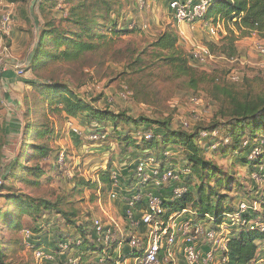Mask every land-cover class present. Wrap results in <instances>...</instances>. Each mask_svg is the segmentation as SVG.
Returning <instances> with one entry per match:
<instances>
[{
  "label": "rangeland",
  "instance_id": "374dc122",
  "mask_svg": "<svg viewBox=\"0 0 264 264\" xmlns=\"http://www.w3.org/2000/svg\"><path fill=\"white\" fill-rule=\"evenodd\" d=\"M5 1L14 15L11 35L0 34V244L6 249L5 263L61 264L62 261L64 264L67 257L74 258L75 251L68 256L64 255L67 251H62L60 255L52 246L57 235L72 242L85 238L69 220L77 222L87 235L97 233L96 223H100L103 230L112 231L118 225L114 239L117 237L124 242L120 248L113 243H101L102 247L89 238L91 244L86 246L79 264H102L104 259V264H130L127 262L132 259L130 253L140 256L129 247L128 239H145L147 228L135 227L128 213L143 216L146 212L128 206L129 197L123 194L121 180L136 173L139 161L145 162L147 155L156 159L158 154L164 153L144 148L141 140L150 132L158 137L182 132L199 134L195 141L202 159L209 163V171L216 169L211 173H216L224 182L216 192L218 196L211 197L215 206L218 201H224V206L235 213L242 203L251 205L254 199H261L264 181L258 170L260 165L252 170L242 159H249L256 147L264 151V132L255 138L248 132L243 136L239 134L235 144L231 141L225 149L222 143L227 145V132H214L216 139L210 144L202 135L215 124L229 122L239 104L264 98V57L257 51L258 45H264V36L253 33L242 37L234 25L236 20L231 22L220 15L193 24L179 23L171 3L180 0H148L144 9L138 0H123L119 14L114 12L116 16L113 13L111 20L117 25L116 31L125 28L128 33L115 32V28L107 30L104 28L106 22L98 20L99 25L90 26L95 34L103 35L96 51L82 55L77 61L49 60L34 66L32 57L46 26L68 36L69 32L77 33L86 25L78 26L70 17V10L79 5L80 0ZM82 15L92 16L87 12ZM230 31L238 38L233 58L209 47L228 44L222 41ZM167 33L177 37V50L191 60L194 67L191 76H177L163 60L166 54L154 46L161 35ZM47 48L55 51L51 45L47 44ZM206 51L213 57L205 56L198 62L194 55ZM17 67L23 68V76L18 75ZM28 81L65 86L69 91L64 90L65 97L78 103L79 108L74 115L69 114L64 104H53L42 97L39 89L27 84ZM41 109L43 116H40ZM89 109L119 118L117 124L105 122L100 126L107 133L105 138L91 139L99 123L89 119ZM146 119L166 123V126L149 124ZM185 124L189 125L187 129ZM28 125L32 136H28ZM43 130L48 132L46 136L37 137L36 132ZM179 145L169 144L165 152L168 165L173 164L182 171L190 164L191 151ZM62 154L65 156L63 167L59 163ZM15 163L17 166L9 169ZM151 172L148 168L147 174L152 175ZM107 173L109 181L103 182ZM202 176L195 172L190 179V188L196 198L201 187L206 194L215 191L214 183L206 184L207 179L203 180ZM114 178L119 182L117 186ZM183 179L180 183L161 187L137 180L143 196L155 193L160 200L170 201L175 189L181 188ZM229 181L231 185L228 186ZM16 198L34 207L43 201L55 207L43 216L35 211L23 214L14 203ZM188 209L197 212L191 206ZM7 213L11 214L5 216ZM134 220L137 224L142 217ZM213 220L212 215L205 221L196 217L193 224L208 230L224 226L225 232L230 234L234 230L227 217L219 226L213 225ZM14 222L16 227L12 226ZM45 239L50 242L45 243ZM185 240L179 235L171 248L172 254L164 252L160 264H187L183 252ZM33 242L53 257L46 254L39 262L37 250L41 249L32 246ZM92 245L97 252L89 248ZM254 264H264V253Z\"/></svg>",
  "mask_w": 264,
  "mask_h": 264
},
{
  "label": "trees",
  "instance_id": "16d2710c",
  "mask_svg": "<svg viewBox=\"0 0 264 264\" xmlns=\"http://www.w3.org/2000/svg\"><path fill=\"white\" fill-rule=\"evenodd\" d=\"M115 7H117V10L115 9ZM122 7L123 0H85L84 3H82V0H80L79 5L70 10V17L72 18L71 20L78 26L83 25L82 23H86V25L80 28L77 33L69 32L68 36L62 35L61 32L56 31L57 29H55L54 27L48 29V26H46L42 32L41 39L38 42V46L33 54L32 60L34 61H32V64H34V66H37L39 64H43V62H48L49 60H65L69 62L77 61L82 57V55L96 51L101 44L98 41L102 40L103 35L95 34L93 30L94 28L90 29V26L99 25L97 23L98 20H101V22H106L104 24H106L107 27L104 26V28H107V30H109L110 28H115V32H121L124 34L128 33L129 30H125L124 27H122L124 29H122L121 31H116L117 25L114 23V21L112 22L111 20L112 14L114 12L119 14L118 10H121ZM83 12L90 13L92 14V16L82 15ZM115 13L114 15L116 16ZM214 15H220L222 18L227 19L231 22L236 20L234 25L237 30L240 31V35L242 37H249L253 33L264 36V0H211L210 7L205 18L208 19ZM229 34L230 35L226 37L224 41H222H227L228 44L224 43L225 45H223V47H219L220 45L211 44L209 47L211 50L218 49L220 51V54L223 56L233 58L237 52L235 43L238 38L235 37V33L233 31H230ZM47 44L51 45L55 51H48ZM177 44V37L170 33H167L161 35L160 39L157 43H155L154 46L159 48L161 52L166 54V57L163 60H165L166 63L174 70V72L177 73V76H191V74L194 72V67L191 65V60L186 58L183 52H179L177 50ZM27 84L34 85L37 89H39L40 95L42 97L48 98L53 104H64L65 109L71 115H74L80 106L78 103H73L71 99L65 97L64 90H66V92H69L65 86H53L49 82L39 84L33 81H28ZM70 94L72 93L70 92ZM89 110V119L95 120V122L99 123L97 124V128L94 129L95 132H98L99 136H103L105 138L107 136V133L106 131H103L102 127L100 126L104 125L105 122H112L117 124L119 118L115 115H112L111 113V115L108 114V112H99L94 109ZM43 114L44 111L41 109L40 116H43ZM146 122H148L149 124H159L166 126V123H162L160 121L156 122L146 119ZM26 130L28 136H32L30 125L26 127ZM206 130L207 136L205 138H207L206 142L208 144H210L209 142L214 140V132H216L217 130L227 132V145L222 143L223 149L228 148V143L231 141L233 142V144H235L234 140L239 138V134L240 136H243L248 132L255 138L257 134H259L260 132H264V98H261L258 102L245 103L242 105L239 104L234 111L233 116H231L229 122L227 121L226 123H223L219 126L215 124L211 126V128ZM47 133L48 132H46L45 130L36 132L37 137L39 138L46 136ZM154 136L155 137L153 139H147L145 135L141 141L142 144L146 146L144 148H147V151L150 150L160 153L164 152L163 154H158L156 156V161L158 164H160L161 169H165V167L169 164V160L163 162V160L166 159L165 151L166 147L169 144H180L179 146H181L182 148H187L191 151L188 159L190 164L185 167L191 169L192 172L184 177L185 180L183 179L184 182L181 185V187H187V192L176 201H172L173 196L170 201H168L167 198L162 199L160 197L162 200V208L165 210L163 211L164 213L162 216H160V218L168 221L170 217L181 213L183 210L191 206L195 211H197L196 217H198L200 221H205L207 216L212 215L214 217L213 225H222L223 218L227 217V215L232 214L234 211L233 209L224 206V201L223 203L218 201L216 206L212 204V198L218 196L216 192L220 188H222L224 182L222 181V179L218 178L216 173H211L216 169H213L214 171L210 169L209 171V163H206L204 159H202L200 150L195 141L196 136H199V134L197 133V135H190L182 132L174 133L173 135L166 134L161 137H158L157 134H154ZM161 139L162 142L159 141ZM239 144L240 143H238L237 141L236 146H238ZM139 148L142 149L143 147ZM149 157L150 155H147V159ZM242 160L252 170H256L255 168H258V166L262 164L264 155L262 154L260 157L252 161H250L248 157L243 158ZM16 166L17 163H15L14 166L11 165L9 169H13ZM200 171L201 173H199ZM195 172H197L198 174H203V180L204 177L205 179H207L206 184L211 185L214 183L215 191L206 194L205 189L201 187L197 192V198L194 197V195L192 194L193 190L190 188V179L195 176ZM107 174V177L106 175L103 176V182L109 181V173ZM121 183L124 188V196L132 198L135 194L141 193V188L140 186L138 187L136 173L132 174L128 178L122 179ZM227 185H231V181H229ZM151 194L157 196V194L155 193ZM253 202H257L259 204L258 210L252 211L251 215L249 216H244L252 220L253 222H259L264 225V195L261 196V199L259 201L256 198L253 200ZM14 203L17 204L21 211L23 210V214H28L29 211H35V213H38L40 216H43L47 210L55 207L45 201L41 202L42 204H38V206L35 205L34 207L33 205H31V203L23 201L19 198H16L14 200ZM148 206L149 200L144 197V199L136 203L135 209L138 211L146 212L148 210ZM10 214L11 213H7L5 216H9ZM135 217L136 220L139 221L142 216L135 215L134 218ZM208 221L210 222V220ZM69 222L71 225L75 226L77 231L79 230L81 233H83L85 238H82L81 240L75 239L76 241L72 242L66 240L67 238L62 239L60 235H57L58 238L55 239L58 240V243L57 241H55V239H53L54 242L52 243L54 245L52 246H54L56 252L61 255L62 251L59 250L58 246L64 243H71L69 247L70 250H68L64 255L68 256L73 251H75L74 256L80 258L82 261L84 255L83 252L86 251V246L88 244H91L89 240L93 239L100 243L98 235L96 232L87 235V232L85 234L84 230L77 224V222L72 220H69ZM16 225L17 224L15 222L12 223V226L16 227ZM144 227L145 226L141 223L140 228L142 229ZM232 227H234V230L231 229L232 233L229 235L227 252L225 254V257L227 258L226 264H254L263 255L261 245L264 244V231L250 230L236 225H233ZM129 240L130 239H128V241ZM44 241L47 244L50 242L47 239H45ZM33 244L34 245L32 246H36V248L38 249H44V247L37 245L36 242H33ZM114 244L116 248H118V244ZM89 248H93V250L96 251V247H94V245L90 246ZM116 248L114 249L115 252L117 251ZM5 251L6 249H3L0 244V264H7L4 260L6 256ZM67 259L68 257L66 258L65 262L67 261ZM62 263L63 262L61 261V264Z\"/></svg>",
  "mask_w": 264,
  "mask_h": 264
},
{
  "label": "built area",
  "instance_id": "2783aa9c",
  "mask_svg": "<svg viewBox=\"0 0 264 264\" xmlns=\"http://www.w3.org/2000/svg\"><path fill=\"white\" fill-rule=\"evenodd\" d=\"M140 7L144 9L148 0H138ZM211 0H201L199 2L194 1H174L171 3V8L174 11L175 20L179 23L188 22L189 24H193L197 21L203 20L207 11L210 7ZM0 34L9 37L12 32V27L14 23V15L12 10L10 9V5L6 3L5 0H0ZM214 34V30H212ZM216 35V34H215ZM213 35V36H215ZM257 51L264 57V45H258ZM7 52V50H5ZM205 54V55H203ZM198 62L200 60H204L205 56H209L212 58L213 56L209 51L205 53L195 54L194 55ZM18 75L23 76L25 71L22 67H17ZM189 127L188 124H185V128ZM204 138L207 136V133L202 135ZM155 136L152 132L146 134L147 139H153ZM100 136L98 134H94L91 139L98 140ZM264 154V151L260 148H254L251 153L249 159L254 160ZM166 159L163 162L168 161V153L165 154ZM60 166L63 167L65 164V156L64 154L60 157ZM150 168L152 170L151 174H147V169ZM261 177L264 178V160L262 164L259 166ZM189 168H184L182 171H178L174 165H168L165 169H161L160 164L157 163L156 159L148 158L145 162L139 161L137 165V179L142 183L152 184L155 183L157 187H161L167 183H180L182 179L189 175ZM259 176L260 174L257 173ZM260 177V178H261ZM264 181V179H262ZM114 184L116 186L119 182H117L116 178H114ZM187 192V188L181 187L176 188L174 191L173 199H180ZM146 197L149 200L148 210L142 216V220L136 224L134 220V216L131 212L128 213V218L131 219L132 224L135 227H140L141 223L147 228L145 239H139L137 237H131L129 240V247L133 249V251L140 253V256L135 257L136 264H160V257L164 252H167L168 255H171V248H173L178 240L179 235H182L186 238L184 245V255L186 257L187 264H226L227 258L225 254L227 252V243L229 239L230 232H225V227H217L211 230L206 229L204 226L196 224L194 225V221L196 218V213L189 210L188 208L183 210L181 213L176 214L169 218L168 221H163L160 216L163 215L162 210V202L157 196L155 197L153 194H149L143 196L142 193L135 194L132 198L127 199L128 206L130 208H134L136 203L141 201ZM258 210V203L254 202L252 205H248L246 203H242L238 211L233 214L227 215L229 222L232 225L241 226L250 230H260L264 231V225L259 222H253L252 220L246 218L244 215H251L252 211ZM162 220V221H161ZM185 220V221H183ZM116 225V224H115ZM224 227V228H223ZM119 228L116 225V228L112 230H103L100 223H96V231L97 235L100 236L99 242L111 244L118 243L119 248L124 246V242L116 237L114 239L113 234L116 232L115 230ZM226 228H228L226 226ZM227 233L224 237L223 234ZM201 240H205L208 244L209 250L203 254L198 246V243ZM70 247V243H64L59 245V250L66 252ZM36 252V251H35ZM38 261H42L46 254L48 257H53L52 255H48L44 249L37 250ZM134 257V256H133ZM171 257V256H170ZM81 261L80 258L70 257L64 264H79ZM106 262V260H102L101 263Z\"/></svg>",
  "mask_w": 264,
  "mask_h": 264
},
{
  "label": "crops",
  "instance_id": "0c3cea01",
  "mask_svg": "<svg viewBox=\"0 0 264 264\" xmlns=\"http://www.w3.org/2000/svg\"><path fill=\"white\" fill-rule=\"evenodd\" d=\"M180 1H181V0H180ZM195 1H197V0H195ZM153 7H154V5H153ZM162 9H163V7H162ZM198 246L200 247V250L202 251L203 254H205V253L209 250L208 244L206 243L205 240H201V241L198 243ZM261 249H262V252L264 253V244L261 245ZM127 254H128V253H127ZM119 257H120V256H119ZM119 257H118V258H119ZM130 258H132V259L127 260V262H129V263L131 264V261L134 260L133 264H136V263H135V257H132V254H131V253H130ZM118 264H119V263H118Z\"/></svg>",
  "mask_w": 264,
  "mask_h": 264
}]
</instances>
